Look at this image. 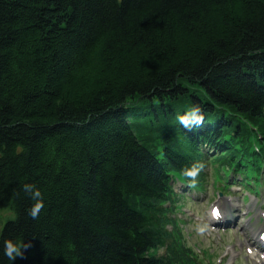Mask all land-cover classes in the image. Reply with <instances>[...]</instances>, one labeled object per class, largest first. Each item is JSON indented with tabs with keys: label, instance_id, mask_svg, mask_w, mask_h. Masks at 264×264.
<instances>
[{
	"label": "trees",
	"instance_id": "16d2710c",
	"mask_svg": "<svg viewBox=\"0 0 264 264\" xmlns=\"http://www.w3.org/2000/svg\"><path fill=\"white\" fill-rule=\"evenodd\" d=\"M251 124L264 135V0H0V264L8 239L32 245L14 264H192L171 179L205 146L225 167Z\"/></svg>",
	"mask_w": 264,
	"mask_h": 264
},
{
	"label": "rangeland",
	"instance_id": "374dc122",
	"mask_svg": "<svg viewBox=\"0 0 264 264\" xmlns=\"http://www.w3.org/2000/svg\"><path fill=\"white\" fill-rule=\"evenodd\" d=\"M206 181L209 183V188L206 192L201 193L202 196H200V194H193L194 191L191 190V195L194 196V198L188 199L190 196L187 193H182L183 195L180 197V202L184 201L185 204L178 211L179 216L184 218L185 222L182 221L180 226L183 228V232L185 233L189 244L193 245L197 251L205 248L213 254V260L218 261V259L222 258L227 253V249L230 245L236 244L237 248L240 250L247 246V238L243 235L247 229H242L241 225L244 224L246 220L250 219L253 214H247L244 216L241 219L243 222L237 223L235 229L228 231H212L209 223L207 222V217L210 211V204L213 199L217 197L220 191L213 188V177L211 175ZM233 194L237 195L241 204L245 203V205H248L250 203V199H243L245 194L250 197L248 191H234ZM190 213L194 214L190 215ZM13 216H15V214L11 209H1L0 229L2 228L4 222ZM255 221L256 220L252 223L257 225L258 228H264L263 224L255 223ZM204 224L207 225V228L203 233H201L198 231V227ZM209 231L212 232V234L210 232L211 236L208 234ZM163 252L164 249H161L160 253ZM234 255H236L238 259H234L232 264H260L255 261V259L252 260L249 258L245 251H243V255L240 252ZM230 258L231 254L227 255L224 264H228L230 262ZM257 258L260 259V257Z\"/></svg>",
	"mask_w": 264,
	"mask_h": 264
},
{
	"label": "clouds",
	"instance_id": "9594fccd",
	"mask_svg": "<svg viewBox=\"0 0 264 264\" xmlns=\"http://www.w3.org/2000/svg\"><path fill=\"white\" fill-rule=\"evenodd\" d=\"M204 108L197 104L192 109L188 110L185 114L178 117L180 125L186 129H191L193 126L202 125L205 121ZM205 168L204 162L193 163L190 167L183 169V175L192 181V186H195V182L201 171ZM23 191L35 201L32 205L29 215L33 219H37L39 214L44 208V196L39 188L34 184L26 183L23 185ZM207 228V225H201L198 227V231L203 233ZM31 242H19L12 239L4 241V255L13 262L16 259L23 258L25 252L31 248Z\"/></svg>",
	"mask_w": 264,
	"mask_h": 264
},
{
	"label": "snow or ice",
	"instance_id": "6c2138e0",
	"mask_svg": "<svg viewBox=\"0 0 264 264\" xmlns=\"http://www.w3.org/2000/svg\"><path fill=\"white\" fill-rule=\"evenodd\" d=\"M219 210L218 209H216V210H214V215H217V216H219Z\"/></svg>",
	"mask_w": 264,
	"mask_h": 264
},
{
	"label": "bare ground",
	"instance_id": "6f19581e",
	"mask_svg": "<svg viewBox=\"0 0 264 264\" xmlns=\"http://www.w3.org/2000/svg\"><path fill=\"white\" fill-rule=\"evenodd\" d=\"M170 172V171H169ZM172 172V171H171ZM3 227V226H2Z\"/></svg>",
	"mask_w": 264,
	"mask_h": 264
}]
</instances>
